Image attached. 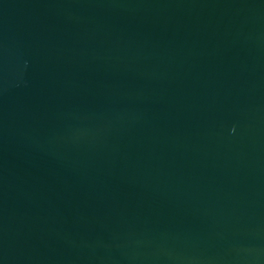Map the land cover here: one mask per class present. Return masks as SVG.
Listing matches in <instances>:
<instances>
[{"label": "water", "instance_id": "1", "mask_svg": "<svg viewBox=\"0 0 264 264\" xmlns=\"http://www.w3.org/2000/svg\"><path fill=\"white\" fill-rule=\"evenodd\" d=\"M0 264H264V0H0Z\"/></svg>", "mask_w": 264, "mask_h": 264}]
</instances>
